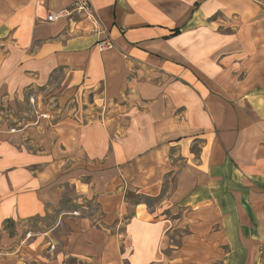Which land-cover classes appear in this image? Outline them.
Here are the masks:
<instances>
[{"label": "crops", "instance_id": "1", "mask_svg": "<svg viewBox=\"0 0 264 264\" xmlns=\"http://www.w3.org/2000/svg\"><path fill=\"white\" fill-rule=\"evenodd\" d=\"M88 1L0 0V99L38 104L0 128V264H264V0ZM66 183L100 220L29 233Z\"/></svg>", "mask_w": 264, "mask_h": 264}, {"label": "rangeland", "instance_id": "2", "mask_svg": "<svg viewBox=\"0 0 264 264\" xmlns=\"http://www.w3.org/2000/svg\"><path fill=\"white\" fill-rule=\"evenodd\" d=\"M37 112L38 104L34 101L29 100L13 104L5 103V101L0 99V128L23 127L27 123L36 121ZM134 201H136V199ZM78 214L83 217L91 218L94 223H97L101 216L100 207L95 201L85 202L84 200H80L78 195H76L75 188L69 183H66L61 190V199L58 206L52 208L51 212L44 218L29 220L25 222L24 226H26V230H28L29 233H43L58 225L54 233L63 241L71 232L69 226L70 221L75 216H79ZM17 227L19 226L16 222H6L4 231L11 235H15L18 229Z\"/></svg>", "mask_w": 264, "mask_h": 264}, {"label": "built area", "instance_id": "3", "mask_svg": "<svg viewBox=\"0 0 264 264\" xmlns=\"http://www.w3.org/2000/svg\"><path fill=\"white\" fill-rule=\"evenodd\" d=\"M84 15L85 18L96 24L98 23V20L96 18V15L93 12L92 6L88 0H73L70 8L61 10L59 12H52L48 15V22H55L60 19H66L71 18L74 15ZM107 46H110V44L107 41H104L101 43L100 47L105 48Z\"/></svg>", "mask_w": 264, "mask_h": 264}, {"label": "trees", "instance_id": "4", "mask_svg": "<svg viewBox=\"0 0 264 264\" xmlns=\"http://www.w3.org/2000/svg\"><path fill=\"white\" fill-rule=\"evenodd\" d=\"M175 33H177V31H176ZM9 222H11V221H8V223H9Z\"/></svg>", "mask_w": 264, "mask_h": 264}]
</instances>
